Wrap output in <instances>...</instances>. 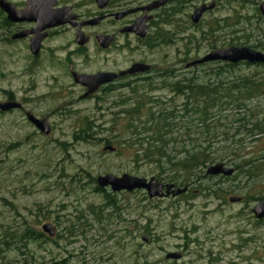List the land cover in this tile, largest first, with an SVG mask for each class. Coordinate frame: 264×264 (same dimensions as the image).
<instances>
[{"label":"rangeland","instance_id":"1","mask_svg":"<svg viewBox=\"0 0 264 264\" xmlns=\"http://www.w3.org/2000/svg\"><path fill=\"white\" fill-rule=\"evenodd\" d=\"M181 1L173 22L161 28L168 37L176 31L169 42L131 50L121 37L118 47L100 54L90 47L78 53L73 34L64 31L33 57L26 43H7L0 17V103L12 100L23 107L0 113V264H264V220L252 214L264 200V134L250 137L246 131L247 122L263 118L260 99L233 115L231 106L214 110L219 121L208 125L209 133L196 122L189 131L173 129L181 132L172 136L178 140L169 143L168 152L207 148L217 159L203 167L204 174L223 163L234 169L231 177L206 175L195 189L185 187L186 194L161 199H149L142 190L113 193L96 183L108 174L162 182L154 162L141 153L135 160L138 145L131 147L134 136L125 124L133 118L140 137L150 138L151 132H144L149 111L176 108L184 97L158 80L150 85L144 75L83 98L70 67L80 74L115 72L144 62L153 75L168 69L178 80L185 64L231 44L264 53V17L258 9L264 0ZM211 3L214 8L192 26L193 9ZM104 28L110 31L107 24ZM217 63L189 69L184 78L195 76L201 83ZM253 68L243 64L223 78L248 75ZM138 100L139 112L127 115ZM27 112L47 120L49 135L26 120ZM249 112L253 118L240 122ZM249 161L256 177H249ZM231 198L242 201L230 203ZM45 224L53 237L43 233ZM169 254L180 257L168 259Z\"/></svg>","mask_w":264,"mask_h":264},{"label":"trees","instance_id":"2","mask_svg":"<svg viewBox=\"0 0 264 264\" xmlns=\"http://www.w3.org/2000/svg\"><path fill=\"white\" fill-rule=\"evenodd\" d=\"M235 46L231 44V47ZM248 48L255 50L254 47ZM217 64L219 65H216L218 67L213 70L211 77L202 80L201 83L197 82L195 76L184 78V80H175L173 79V70L167 69L164 71L165 78H162V85L167 84L171 93L183 96L184 103L172 109L166 108L157 112L149 111L147 120L144 122V124H149V127L144 129V132H151L152 137L142 139L140 134L137 133L138 122L134 125L133 118L128 124H125L126 131L131 132L134 136V141L130 144L131 147L138 145V149L133 150L135 160L138 157L137 154L141 153L145 159L148 158L154 162L160 168L159 178L162 182L167 181L169 184L195 189L200 179L207 178L203 167L217 159L213 157V152H210L207 148L195 147L196 145L191 146L190 149L185 148L178 154L168 152L167 146L169 143L176 144L178 140V138H173V135L181 131H189L190 126L195 122L209 133L208 125L219 121V117H216V113L213 111L221 109L223 105L231 106V115L244 110L246 102L254 99L262 100V106L264 107V65L252 66L254 71L248 75L234 76L233 74L232 78L224 79L223 74L236 70L238 66L244 64L250 68L251 65L245 63L237 65ZM260 68L263 71L262 73L259 72ZM135 102V107L129 113H126L127 115H131L132 112H139L143 104L139 100ZM249 113V118L245 117L239 121L247 122L253 118L252 112ZM176 120H179L180 123ZM246 124L250 126V129H246L250 137L264 134V113L261 120L257 119L254 123L250 121ZM177 127H180L181 131L175 133L173 129ZM123 142L126 144L125 141ZM249 162L251 163L247 169L249 177H256L257 168L252 165V161ZM105 201L108 206H113L108 196H106Z\"/></svg>","mask_w":264,"mask_h":264},{"label":"flooded vegetation","instance_id":"3","mask_svg":"<svg viewBox=\"0 0 264 264\" xmlns=\"http://www.w3.org/2000/svg\"><path fill=\"white\" fill-rule=\"evenodd\" d=\"M29 0H5V2L14 7L17 12H24L29 9L27 3ZM182 5L181 0H35L34 13L28 14L27 17L32 20L24 21H12L9 19V15L0 11V17L2 18V27L7 33V43L23 42L27 44L28 51L33 57H37L42 51L43 43L50 39L54 35H59L64 31H70L73 34V43L78 53L86 50L88 47L92 48L95 54L104 53L107 50L118 47V38L124 39L126 48L133 50L135 48H150L160 42H169L172 37L176 35V31L170 36L163 35L161 28H165L173 21L172 18L178 13L179 8H174L175 5ZM203 5V4H202ZM47 6L48 12L54 16L57 26L47 28L42 31H38V28L42 23V20H34L42 17L43 12L41 8ZM201 6V5H200ZM198 6V7H200ZM208 6V5H207ZM194 8L192 13L188 16L189 23L192 26V15L198 8ZM38 15V16H37ZM107 24L110 31L105 30L104 26ZM141 33L144 37L141 38ZM43 35V38L39 43V50L37 55H33L30 46L36 37ZM110 38L107 44V39ZM171 38V39H170ZM130 39L132 40L130 42ZM132 43L134 45H132ZM95 56V55H94ZM87 57V56H84ZM143 64L148 66V70L143 73L134 75H125L117 78L114 82L103 85L98 88L96 92L90 94L86 98L93 97L96 93H103L105 88L113 86L114 84L123 81L125 79L138 78L140 76H147L146 80L153 82L158 80L162 83V78H165L164 71H159L153 75V67L147 65L144 62H134L127 69L121 71H105L97 70L92 73H76L73 68L68 69L70 75L75 73L77 75L95 76L97 74L113 73L119 74L129 70L133 65ZM188 64V63H187ZM184 65L183 70L187 71L192 68H186ZM196 68V67H193ZM185 71V72H186ZM185 72L179 79L184 80ZM152 73V76H151ZM174 76V73H173ZM72 77V75H71ZM145 79V78H144ZM73 80V78H72ZM77 85V84H75ZM79 86V85H77ZM82 88V87H81ZM84 94L87 91L85 88ZM83 94V95H84ZM10 102H14L9 100ZM8 102V101H6ZM21 105V104H20ZM22 107V106H21ZM23 107L19 110L22 111ZM12 112V111H10ZM1 113V112H0ZM8 113V112H7ZM29 113V112H27ZM26 118V113H25ZM36 118V117H35ZM39 119V118H38ZM27 120V119H26ZM166 184V183H165ZM242 201V199H241ZM240 201V202H241ZM264 201V200H261ZM260 201V202H261ZM264 220V219H262Z\"/></svg>","mask_w":264,"mask_h":264},{"label":"water","instance_id":"4","mask_svg":"<svg viewBox=\"0 0 264 264\" xmlns=\"http://www.w3.org/2000/svg\"><path fill=\"white\" fill-rule=\"evenodd\" d=\"M34 3L35 0H29L27 5L29 7L28 10L24 12H17L13 6L7 4L5 0H0V11L7 13L9 15V19L12 21H24V20H32L27 17L28 14H35L34 13ZM34 5V6H33ZM214 8V3L209 4L208 6L203 4L198 7L191 19L194 24H197L201 17L208 11H211ZM47 9L41 8L43 12L42 17L36 18L34 20L39 21L42 20V23L38 31L45 30L47 28L57 26V23ZM259 13L262 17H264V2L259 5ZM38 16V15H37ZM141 38L144 37V34L141 33ZM43 38V35L36 37V40L31 42L30 50L33 55L38 54L39 50V43L40 40ZM107 39V38H106ZM110 38L107 39V44L109 43ZM227 63L231 65H237L241 63L249 64L251 66L257 65H264V53L261 51L253 50L248 47H228V48H221L216 49L205 55L203 58L192 61L186 65V68H193L196 66H200L207 63ZM148 70V66L143 64H136L133 65L129 70L125 72H121L119 74L113 73H104V74H97L95 76H87V75H77L72 73L73 82L79 85L82 88H85L87 91L82 96L86 98L90 94H93L98 90L99 87L103 85L110 84L117 80L119 77H123L125 75H134L138 73H143ZM21 105L16 102H3L0 103V112L7 113L13 110L21 109ZM27 121L41 134L47 136L50 133V127L45 118H35L31 113H26ZM108 150H113V148L109 147ZM234 169L226 167L223 163H218L215 165H211L206 169L207 176H223V177H231L234 174ZM97 186L100 189L109 188L113 193L119 192H134L138 190H142L147 194L149 199L155 198H163L166 196L178 197L180 195L186 194L187 188H180L173 184H165L163 182H159L153 178L150 180H145L137 177H132L128 175H122L121 177H116L113 175H105L98 177L96 179ZM241 198H231L229 199L230 203H237L240 202ZM252 214L254 215L255 219L262 220L264 219V201L257 203L254 208L252 209ZM42 231L44 234L48 235L49 237H53L54 232L50 225L45 224L42 226ZM178 254H169L167 256L168 259H179Z\"/></svg>","mask_w":264,"mask_h":264}]
</instances>
